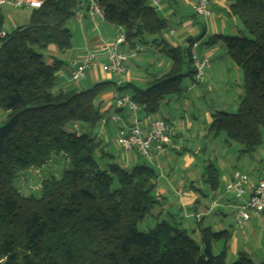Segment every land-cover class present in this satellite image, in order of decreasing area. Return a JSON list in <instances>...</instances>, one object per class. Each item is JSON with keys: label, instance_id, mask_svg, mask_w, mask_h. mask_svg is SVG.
<instances>
[{"label": "trees", "instance_id": "1", "mask_svg": "<svg viewBox=\"0 0 264 264\" xmlns=\"http://www.w3.org/2000/svg\"><path fill=\"white\" fill-rule=\"evenodd\" d=\"M95 1L106 20L123 29L126 42L167 29L148 0ZM226 1L250 38L215 35L208 44H224L242 72L243 95L234 112L212 115L208 131L224 133V144L235 142L241 154L253 155L264 132V0ZM81 4L45 0L32 8L28 25L11 32L4 31L0 12V110L7 114L0 126V264H227L225 245L217 254L212 251L222 232L204 228L196 242L165 221L147 233L137 230L157 203L155 170L147 162L130 169L101 168L95 158L102 155L99 142L75 126L92 130L100 123L95 102L109 83L54 91L63 63L46 62L39 50L71 47L67 22ZM158 47L170 62L167 72L152 75L144 89L124 86L141 112L150 115L181 91L185 77L193 81L195 74L189 48L163 41ZM56 158L66 163L60 177L44 178L38 195H23L16 187L19 172ZM202 176L211 190L217 189L212 164ZM231 264L254 262L240 252Z\"/></svg>", "mask_w": 264, "mask_h": 264}, {"label": "crops", "instance_id": "2", "mask_svg": "<svg viewBox=\"0 0 264 264\" xmlns=\"http://www.w3.org/2000/svg\"><path fill=\"white\" fill-rule=\"evenodd\" d=\"M40 1L43 2L45 0ZM196 1L197 0H160V5L156 13L159 18L167 22L166 33L163 36L161 34L150 36L148 40L147 36H144L142 39L134 40L130 42L133 47H130V43L127 42V44L123 46L124 49L138 50V57L126 64V73L122 77L117 78V76L107 73L104 69V60L100 56L95 59L92 67L85 72L82 78L83 80L80 79L76 82H71L67 78L59 76L58 73L56 74V92L70 90L82 91L89 89L96 83H109L99 94L95 102V106L101 116V125H98L100 126L99 133L96 127L92 130H87L84 126L80 125L78 127L75 125L81 132L90 134L99 142V152L102 154L100 160L116 159L117 166L127 169H130L136 164L145 162L144 160L141 162V159L137 161V158L133 155L122 153L117 148L114 140L113 143L117 154L109 152L107 147H109L111 142L106 137V126L109 117L112 115V111L116 113V110L113 108L114 97L118 94H130V91L126 90L124 86L131 85L139 89H144L151 80L150 78L152 75H161L169 69L170 62L166 61L159 52V42L163 41L171 46L181 47H185L188 38L193 39V42H197L198 45L195 49L197 55L208 58L211 64V68L207 70L204 75V80L202 79L201 81L203 83L210 82L222 90L224 87H230L231 85V78H229L230 73L232 74V79H234L233 73L235 72V80L237 79L238 68L232 60H230L227 52L217 46L219 42L213 45L208 44L209 39L215 35L239 36L237 26H235V23L232 21L234 17L230 15L228 10V2L226 0H208L211 16L203 22L202 20L197 22V16L193 11V6ZM31 10L32 8L28 7L16 9L7 5L1 6L0 12L3 17L4 31L11 32L12 30L28 25ZM79 10L83 12L84 9L82 8ZM68 22L67 25L70 26L71 23L73 28L71 29L69 27L72 38L71 47L67 51L60 52L53 45L48 46L46 49L39 50L44 60L48 63L54 59L60 60L63 63L60 70L64 68L68 60L78 56L83 49L89 48L96 51L101 41L112 42L115 38V31L113 29L107 27L105 24H100L97 29H94L86 17L83 18L80 24H77L73 17ZM171 30L174 31L173 34L170 33ZM153 50L155 52H151ZM165 67L166 70L163 72L162 70ZM139 71H144L143 77H141ZM116 81L120 82V84L118 85ZM188 88V90H190V87ZM191 96L194 99L199 97L196 94ZM188 97H190V95L184 98L187 104L190 103ZM240 98L241 94L238 95V102ZM167 102H170V100ZM237 104L238 103L231 107L229 103L221 102V108L233 111L236 110ZM140 114L144 115L142 112ZM152 117L156 118L162 116L156 113L152 115ZM166 121L172 130L169 151L150 164L154 170L157 169V171L155 170L157 178L154 181L153 192L157 203L152 208V211L156 212L158 218L161 216L165 217L166 219H162V221L167 222L171 226L186 231L188 235L190 232L191 238L193 235L197 234L199 238L200 230L204 228H209L213 232H222V247H218L219 251L217 250L216 252L219 253L225 245L227 253H232V262L237 258L240 252L245 253L251 260L252 258H256L259 262H264V212L261 216H251L247 221L238 224L234 218L233 211L229 212V210H232L230 207V204L233 202L232 199L230 200L226 197L223 189L219 190V192L217 191L221 186L219 177L221 176L224 180H230L231 173L238 169H234L231 172L228 171L227 173V167H232L231 161L227 159L224 160L226 166L224 165L222 169L219 167V170L218 167H216V163H208L212 164L218 172V187L216 190L208 189L199 167H195L192 170L191 174L195 177L192 180L187 176V173H190V167L194 166L195 163L191 155L190 145L185 144L190 142L188 129H186L179 120L166 119ZM227 145L228 144H225V146ZM196 148H198V146H195V149ZM98 153L97 155H99ZM263 154L264 150L261 151V156H263ZM252 160L253 158L250 159L251 162ZM50 162L51 160L49 163ZM176 164H178V168L185 173L181 180H177L176 173H174V177L171 175V173L175 171L174 166ZM249 168L252 170V173H246L241 170L238 171L246 173L249 176L251 185H254L264 176H256L257 174L253 172L256 170L255 165L252 164ZM248 171L250 170L248 169ZM165 172H168L169 175L166 176ZM222 173H225V175H222ZM196 182H198V184L195 185ZM207 202H218L220 205H226L227 207H220V209H218L220 212L218 216L209 218L210 216L204 212L206 208L204 205ZM182 211L184 212L183 216L185 217L186 215V217H189L194 224H192L191 220L189 223L185 219L186 217H182ZM168 220L173 224L169 223ZM196 242H199V240Z\"/></svg>", "mask_w": 264, "mask_h": 264}, {"label": "built area", "instance_id": "3", "mask_svg": "<svg viewBox=\"0 0 264 264\" xmlns=\"http://www.w3.org/2000/svg\"><path fill=\"white\" fill-rule=\"evenodd\" d=\"M150 7L158 10L160 0H148ZM42 2L40 0H0V7L3 5L12 8H39ZM84 9L80 12L79 9ZM194 14L200 16L203 20L211 16L208 0H197L193 6ZM86 17L97 29L100 24L115 31V38L112 42L101 41L96 51L85 48L78 56L68 60L61 70L59 76L67 78L71 82L82 79L85 72L92 67L95 59L100 56L104 60V69L109 74L122 77L126 73V64L138 57V50H125L123 46L127 44L123 29L108 22L104 11L95 0H82L81 6L74 12L73 18L77 24H80ZM174 33L173 30L170 31ZM3 35V33L1 34ZM197 42L186 43L185 47L190 49L191 59L195 74L193 81L199 83L202 81L204 71L209 67L210 62L206 57L197 55L195 49ZM119 85L120 82H117ZM116 113L109 117L112 123L118 125V135L115 138L117 148L126 155H133L141 158L148 164L158 157L168 153L171 143V128L162 117H152L150 114L141 115V107L132 101L130 95L118 94L114 97ZM120 113V114H119ZM38 169V168H37ZM30 166L24 171H20L18 181L28 186V189L38 192L41 189L42 178L38 170ZM36 174L37 181L27 180V174ZM226 192L232 194V204L234 218L238 224L247 221L251 216H261L264 212V177L260 178L254 185H251L249 176L241 171L234 170L231 173L230 180L226 185ZM221 208L226 205L211 204L214 208ZM219 214V210L217 211Z\"/></svg>", "mask_w": 264, "mask_h": 264}, {"label": "rangeland", "instance_id": "4", "mask_svg": "<svg viewBox=\"0 0 264 264\" xmlns=\"http://www.w3.org/2000/svg\"><path fill=\"white\" fill-rule=\"evenodd\" d=\"M201 20L202 22L204 21L200 16H197L196 21L200 22ZM232 21L233 23H235V26H237V29L239 31L238 32L239 36L250 38L248 33L243 29L242 24L238 18L234 17V20ZM68 25H69V22H68ZM68 27H70L71 29L73 28L71 23H70V26ZM165 33H166V30H164L161 33V35L163 36ZM145 36H147V40H148V38L150 39V36H155V35H145ZM217 46L223 49L225 52H227V49L222 42H219V45ZM151 52H155V51L153 50ZM161 56L166 61L169 62V60L166 57H164L163 55ZM210 68H211V64L204 71V75L206 74V71L209 70ZM165 70H166V67L162 71L164 72ZM237 72H238V77L236 80H235L236 78L235 72L234 73L232 72L234 74V79H232V74L231 73L229 74V78H231V82H230L231 85L230 87H224L222 90L219 87L214 86L210 82H204V83L201 82L199 84H196V82L194 83V81H192L189 77H185L181 83V88H182L181 91L177 94L166 97L165 100L161 103V106L157 112V114L162 116V118L164 119L181 121L182 124L186 127V129H188L187 131H188V137L190 138V142L185 143V144L190 145L191 155L193 156L195 163H194V166L190 167V173H187V176L191 178L192 180L195 177L191 174V172L195 167H199V169L202 171V174H203L204 168L208 165V163H213V164L216 163V167H218V170H219V167L220 169H222L224 165L226 166V162H224L225 159L231 161L232 163V167L231 166L227 167V173L228 171L231 172L234 169L245 171L246 173H252L251 172L252 170L249 168V166L253 164L255 165V168H256V170H254L253 172L257 174V175L256 174L254 175H256L257 177L264 176V161L262 160V156H261V151L264 150V132H262V145L251 156V155L241 154L240 152L241 146L235 142H231L229 145L225 146L224 144L225 134L224 133H219L217 135H214V133H210L208 131L210 120H212V115L214 113L218 111H226V112L235 111V110L232 111L230 109L221 108V102L229 103V105L232 107L233 105L238 103V95L240 94L241 96L243 95V91L241 87L242 72L239 68L237 69ZM139 73L141 77H143L144 71H139ZM204 78L205 77L203 76V80ZM188 87H190V90H188L189 89ZM54 91L56 92L57 89L55 88ZM195 94L199 96L197 99H194L191 96ZM189 95L190 97L188 98L190 99V103L187 104L184 98ZM168 100H170V102H167ZM113 108L114 110L116 109L114 100H113ZM113 113L114 112L112 111V114ZM6 117H7V114L0 110V126L4 123V121L6 120ZM98 125L96 126V129H98V133H99L100 126ZM118 132H119L118 125L115 123H112L109 120L106 126V137L109 139L111 143L109 147L107 148L109 152L114 153V154H117V153H116V148L113 143V140L115 141V138L118 135ZM195 146H198V148H196L197 150L195 149ZM95 158L99 162L100 167L103 169H109L110 166L114 164L116 165L117 163L116 159L98 160L96 156ZM251 158H253L252 162L250 161ZM140 159L141 158H137L136 160L138 161ZM140 161L142 162V159ZM65 166H66V163L62 160V158H56L52 160L50 163L48 162L41 168H38L39 170L37 168L36 169L38 170V174L40 175V178H42L43 180L44 178H49L51 176L56 177V178L60 177ZM174 167H175V171L171 173V175L173 176L174 173H176L177 180H181L184 177L185 173H183L181 169L178 168V164H176ZM248 169L250 171H248ZM155 170L157 171V169ZM165 175L166 176L169 175L168 172H165ZM222 175H225V173H222ZM27 180L33 181L35 183L37 181L36 174H33V173L27 174ZM228 180H224L220 176L219 181L221 182L220 183L221 186L217 189V191L219 192V190L223 189V192L225 193L226 197L231 200L233 198L232 194L226 192V189H225L228 183ZM196 184H198V182H196L195 185ZM16 187L20 190V192L23 195H28L34 192V191L29 190L28 186L23 185L20 181L16 182ZM208 189H209V186H208ZM34 193L35 195L39 194V192H34ZM211 204H212L211 202L210 203L207 202L204 205L206 206V208L204 209V212H206V214L210 216L209 218L213 216H218L217 211L218 209H220L219 206L212 208ZM217 205H220V204L217 202ZM231 211H233V209L229 210V212ZM181 215L182 217H184L183 211L181 212ZM162 219H166V218L162 216L158 218L156 212H153L151 210L150 213L146 215V217L137 224L136 228L141 233H147L150 229H152L155 226L156 223L162 221ZM185 219L190 223L191 219L189 217H186ZM168 222L173 224L169 220ZM191 222L192 224H194L192 220ZM189 236H190V232H189ZM199 237H200V234H199ZM192 239H194L195 241H198L199 240L198 234L193 235ZM222 242L223 240L215 241L212 243L213 244L212 251L214 254H217L216 251L218 250V247L220 248L222 247ZM232 260H233L232 253L228 252L227 258H226L227 264H231ZM252 261L254 262V264L261 263L256 258H252Z\"/></svg>", "mask_w": 264, "mask_h": 264}]
</instances>
